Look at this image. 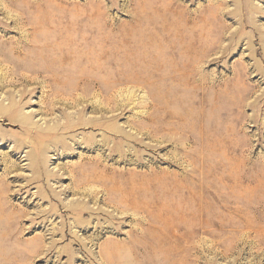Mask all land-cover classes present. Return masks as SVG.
Wrapping results in <instances>:
<instances>
[{
	"label": "rangeland",
	"instance_id": "374dc122",
	"mask_svg": "<svg viewBox=\"0 0 264 264\" xmlns=\"http://www.w3.org/2000/svg\"><path fill=\"white\" fill-rule=\"evenodd\" d=\"M0 102V264H264V0H0Z\"/></svg>",
	"mask_w": 264,
	"mask_h": 264
},
{
	"label": "bare ground",
	"instance_id": "6f19581e",
	"mask_svg": "<svg viewBox=\"0 0 264 264\" xmlns=\"http://www.w3.org/2000/svg\"><path fill=\"white\" fill-rule=\"evenodd\" d=\"M14 107H15V104H12V106H10L9 108H6L5 105L3 104V102H0V114L1 115H7L8 116L7 119H11L12 116L13 117L16 116V115H14V113H10L11 108H14ZM10 114H11V117H10ZM18 118H20V121L22 123L27 122V119L24 115L18 114Z\"/></svg>",
	"mask_w": 264,
	"mask_h": 264
}]
</instances>
